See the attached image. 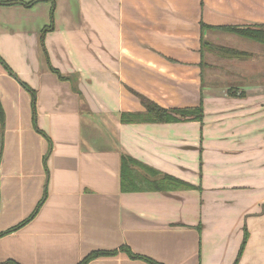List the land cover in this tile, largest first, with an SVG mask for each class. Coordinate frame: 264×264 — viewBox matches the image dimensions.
Listing matches in <instances>:
<instances>
[{"label":"crops","instance_id":"obj_1","mask_svg":"<svg viewBox=\"0 0 264 264\" xmlns=\"http://www.w3.org/2000/svg\"><path fill=\"white\" fill-rule=\"evenodd\" d=\"M50 7L0 4V262L264 264V44L201 27L264 0H55L43 32ZM136 92L203 121L124 123ZM123 154L185 184L123 191Z\"/></svg>","mask_w":264,"mask_h":264},{"label":"trees","instance_id":"obj_2","mask_svg":"<svg viewBox=\"0 0 264 264\" xmlns=\"http://www.w3.org/2000/svg\"><path fill=\"white\" fill-rule=\"evenodd\" d=\"M41 0H30L28 2H17L16 0H0V4H14L21 3L25 6H30ZM51 1L50 7V23L43 28V32L52 28L53 25V8L55 5V0H45ZM201 27L216 29L223 32H229L237 34L241 37L248 38L254 40L259 43L264 44V24L253 26H206L205 24H201ZM210 46V49L215 52L217 55L221 57L227 58H240L243 59L248 56V54L244 51H239L236 49L210 44V42L202 40L203 46ZM0 63L3 67L11 71L4 60L0 57ZM51 69L57 73V75L61 79H66L67 77L62 76L56 69ZM136 96L138 97L141 105L144 107L142 111H130V112H122L120 115V120L124 123H174L180 121H199L202 122L204 118V111L202 105H198L195 107H183V108H166L162 107L151 99L147 98L145 95L136 92ZM3 122L2 113L0 112V124ZM142 168V170H146V176L138 170V168ZM150 174L151 179L148 177ZM120 178H121V189L123 191H139L146 189H171L176 188L177 186H183L185 182L171 176L168 174H161L158 171L145 167L144 164L136 161L132 157L123 154L121 156V169H120ZM19 225H16L12 228L1 233H9L15 230ZM246 239V235L244 234L243 242L241 248L239 250V254L242 251ZM122 250L126 251L129 256L132 258H141L146 260L151 264H160L157 263L147 257L133 254L128 248L121 247ZM116 250L110 251H95L87 254L83 257L77 264H87L91 259L99 256V255H110L114 254ZM238 254V255H239ZM0 264H18L12 260H6L0 262Z\"/></svg>","mask_w":264,"mask_h":264},{"label":"rangeland","instance_id":"obj_3","mask_svg":"<svg viewBox=\"0 0 264 264\" xmlns=\"http://www.w3.org/2000/svg\"><path fill=\"white\" fill-rule=\"evenodd\" d=\"M222 34H223V33H222ZM223 36H226V35L224 34ZM223 39H224L223 37H220V38H218V40H217V41H221V42H222V41H223ZM223 42H224V41H223ZM226 43H227V42H226ZM227 45H229V44H227ZM206 46H207V45H206ZM206 46H205V47H206ZM207 47H208V46H207Z\"/></svg>","mask_w":264,"mask_h":264}]
</instances>
